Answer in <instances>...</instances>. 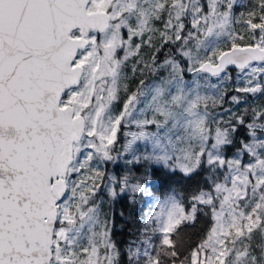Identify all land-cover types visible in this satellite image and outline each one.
Returning a JSON list of instances; mask_svg holds the SVG:
<instances>
[{"label":"snow or ice","instance_id":"1","mask_svg":"<svg viewBox=\"0 0 264 264\" xmlns=\"http://www.w3.org/2000/svg\"><path fill=\"white\" fill-rule=\"evenodd\" d=\"M237 5L0 0V264H264V103L218 119L209 79L264 97V0ZM202 172L186 206L171 185ZM103 191L155 201L123 252Z\"/></svg>","mask_w":264,"mask_h":264},{"label":"trees","instance_id":"2","mask_svg":"<svg viewBox=\"0 0 264 264\" xmlns=\"http://www.w3.org/2000/svg\"><path fill=\"white\" fill-rule=\"evenodd\" d=\"M248 3L249 1L241 6L240 10L244 11L245 6ZM237 73H239V70L228 69V74H230L231 76ZM187 75L188 73L185 72V77H187ZM213 78L214 77H210V79ZM254 103H264V97L257 98ZM243 134V129H241L240 133L237 134V138L242 137ZM121 145V136H119V143L117 144V146L120 148ZM232 151H234V149L229 147L226 150V154ZM102 169L105 171V173H110L112 175L118 176L117 166L110 169V167H108L107 165H103ZM207 175V172H202L192 180L181 179L178 183L172 184L171 188H174L177 192L182 193L184 203L187 206L189 202L188 197L193 191L197 189L198 186L205 189L207 188L208 185L205 182V178ZM148 186L150 187V190H153L155 196H159L161 198L162 193H166V191L170 190L169 184L167 182L156 184L155 188H153V185L150 182ZM104 198L105 195L103 196V199ZM103 212L106 213L112 220L113 239L116 241L118 247L122 250V252L126 250V247L130 242L138 240L140 235L139 230L143 227L142 221L145 218L143 214V206L141 204L140 195H137L135 203H131L126 194L118 196L115 200H110L106 196V205L103 206Z\"/></svg>","mask_w":264,"mask_h":264},{"label":"rangeland","instance_id":"3","mask_svg":"<svg viewBox=\"0 0 264 264\" xmlns=\"http://www.w3.org/2000/svg\"><path fill=\"white\" fill-rule=\"evenodd\" d=\"M247 1H249V0H238V5L236 8V11L240 12L241 11L240 7L243 6L244 4H246ZM162 59H163V56H162ZM227 75H228V79L223 80V81H221L220 79H218L216 77H214L213 79L209 78L211 83H215L218 85L221 93L223 94V102L216 109H214V113L217 114L218 119L222 118L225 121L230 119V116L232 113L239 114V113L243 112L245 109H248L250 112L251 107L255 104L254 102L257 99V97H254L252 94L238 93L235 91V89L237 87H243L244 86L243 74L237 73V74L231 76L230 74L227 73ZM201 76H203V75L201 74ZM140 78H144L146 83H150L153 79H155V77L151 76L150 74H145L144 77L138 76V77L134 78L133 82L130 83V88H132L133 91L135 90V88L138 84V80ZM194 78H197V77H194L193 74H191V73H188L187 77H185V79L189 82H191ZM203 82L204 81L201 80V83H203ZM232 96L239 97L240 102L238 104L233 102ZM121 106H122V101H121V104L117 105V108H119ZM125 131H137V129H136L135 125L122 127L121 133L119 135V136H121L122 144L125 141V137L123 136V132H125ZM117 148L119 149L118 146H117ZM140 149L143 150V144H140ZM233 152L234 151L229 152L227 154L225 152L226 157L231 158L233 155ZM128 158L129 159L131 158L130 154L128 155ZM107 166L110 167V169L117 166L118 167V176L122 175L123 171L125 170V164H124L123 159H121L118 164L109 163V164H107ZM220 171L223 172L224 170H220ZM109 175H112V174L106 173L105 183H107V176H109ZM102 188H103V185H102ZM104 195H105V198L103 199V206L106 205V196L108 199L112 200L110 197H108L106 191L102 192V197ZM137 195H140L141 204L143 206V214H144V217L146 218L147 213H149L150 211L156 210L153 207L155 201L153 200L152 197L144 196L142 193L137 194Z\"/></svg>","mask_w":264,"mask_h":264},{"label":"water","instance_id":"4","mask_svg":"<svg viewBox=\"0 0 264 264\" xmlns=\"http://www.w3.org/2000/svg\"><path fill=\"white\" fill-rule=\"evenodd\" d=\"M229 69H235V70H238V69H236L234 66H229Z\"/></svg>","mask_w":264,"mask_h":264}]
</instances>
